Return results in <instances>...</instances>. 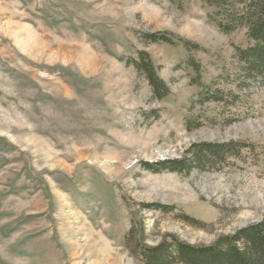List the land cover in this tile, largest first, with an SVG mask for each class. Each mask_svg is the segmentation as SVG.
Here are the masks:
<instances>
[{
    "label": "rangeland",
    "instance_id": "obj_1",
    "mask_svg": "<svg viewBox=\"0 0 264 264\" xmlns=\"http://www.w3.org/2000/svg\"><path fill=\"white\" fill-rule=\"evenodd\" d=\"M248 1L0 0V264H144L264 217V78L226 18Z\"/></svg>",
    "mask_w": 264,
    "mask_h": 264
},
{
    "label": "trees",
    "instance_id": "obj_2",
    "mask_svg": "<svg viewBox=\"0 0 264 264\" xmlns=\"http://www.w3.org/2000/svg\"><path fill=\"white\" fill-rule=\"evenodd\" d=\"M225 1L212 0V3L221 6ZM226 18L228 22L236 19L245 23L253 40V44L245 49L236 48L239 60L245 64L243 71L248 76L264 78V0H249L242 14H228ZM145 57V53L140 52L139 61L133 64L145 74L153 94L160 98L167 92L165 84L156 76L152 63ZM226 146L203 143L192 159L199 165L205 164L211 157L216 158L225 151ZM185 163V159H173L147 165L153 171L160 167L180 171L185 168ZM142 261L144 264H264V217L231 236L220 237L210 246L197 247L181 242L169 246L163 243L155 249L146 250Z\"/></svg>",
    "mask_w": 264,
    "mask_h": 264
}]
</instances>
